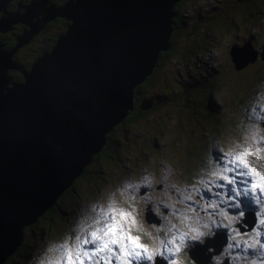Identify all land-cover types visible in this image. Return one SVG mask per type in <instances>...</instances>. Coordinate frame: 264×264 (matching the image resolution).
<instances>
[{
    "label": "rangeland",
    "instance_id": "rangeland-1",
    "mask_svg": "<svg viewBox=\"0 0 264 264\" xmlns=\"http://www.w3.org/2000/svg\"><path fill=\"white\" fill-rule=\"evenodd\" d=\"M20 1L27 7L33 2L16 0L17 3ZM258 1L264 5V0ZM253 3L235 0L186 2L181 14L188 20L187 28L195 25L192 28L195 30L174 45V54L163 57L165 65L158 72L163 83L153 84L148 91L150 94H162L160 86H163L168 96L163 94L160 108L145 121L119 127L117 124L121 121L114 124L110 129L114 143L106 157L96 160L91 156L83 166H87L86 173L81 176L82 172L79 173L76 181L73 179L75 186L72 195L74 202H77L71 212L76 218L70 221V217L67 220L61 217L60 222L54 218L59 225L54 233L50 230L45 234L38 226L32 231L24 229L20 241H25L26 255L22 256L24 260H18L22 263L17 264H38L40 260H44L45 264H70L68 251L72 252L75 264L81 261L83 264H125L119 258L123 256L119 244L110 245L112 251L106 249L97 253L98 241H92V232L106 230L115 221H120L118 232L136 237L138 243L152 253V259L159 254L157 264H199L189 252L191 244L197 242H202L208 248L200 264H264V225L260 223L264 219V191L251 188L252 183L259 179L258 175H244L248 169L233 162L235 156L243 153L246 147L253 152L250 147L260 144L262 148L259 153H253L246 159L256 173L264 174V63L258 59L260 54L264 56V18L260 19L252 13L249 15ZM44 6L50 9L62 7L51 4L50 0H45ZM1 10L0 18L4 13ZM245 11L246 18L242 19ZM226 16L242 19L239 21L241 27L232 32L235 24L232 21L231 24L224 22ZM63 18V15L54 14L30 36L29 42L18 45L15 59H11L26 62L16 68L19 71L22 69V75V71L32 67L33 62L30 66L29 62L33 58L36 60L49 54L52 47L50 50L46 48L52 42L53 46L55 41L48 34L55 32L59 36L67 30L49 24L52 20L60 21ZM18 23L22 25L21 32L31 28L21 21L12 22L10 28ZM245 23L247 25H243ZM207 25L209 33H205ZM196 27L199 33L205 34L203 44L196 43ZM250 33L254 34L252 38ZM18 36L15 37L16 43ZM189 39L195 42L193 51H189L191 46L181 49ZM231 40L236 46L230 45ZM239 54H243L242 57ZM232 56L237 59L233 60ZM252 61L254 65L249 64ZM209 65L216 75L213 86L216 92L210 91L208 96L213 97L221 110L214 116L205 117L200 114L196 100L201 101V94L207 88L196 87V76L208 72ZM7 69L11 70L12 67ZM8 75L9 80L20 84L18 77ZM165 79L167 84L164 83ZM187 79L193 83L190 87L196 92L193 102L189 97L194 95L192 89L183 86ZM257 84H261L259 91L252 88ZM140 103L148 109L151 106L142 100ZM257 105L260 108L256 113ZM207 133L216 136V142ZM236 133L238 139L234 137ZM114 136H120L121 140L117 141ZM202 137L206 140H201ZM204 141L208 142L207 145ZM208 151H213L214 164L210 155L205 159ZM230 162L232 165L228 169ZM230 169L238 177L226 181L231 194L220 195L218 192L222 184H218L219 178L223 180ZM214 180L218 181L212 186ZM229 181H234V185ZM129 184L131 187H128ZM245 189L248 191L245 192ZM234 190H238L239 195ZM214 191L221 199L225 197L222 205H213L209 200L207 195ZM71 200L67 203V199H64L67 204ZM230 208L235 210L231 214L227 213ZM147 211L152 214L151 220L145 216ZM120 212L130 214V218L121 220ZM235 214H245V217L236 222ZM227 230L232 232L230 236L233 238L228 246L224 233ZM196 234H199V239L193 240L191 237ZM180 236L185 237L183 241L179 239ZM174 237L176 248L180 247L168 257V252L174 251ZM85 240L90 243H84ZM123 242L130 243L127 239ZM86 246L90 249H86ZM84 251L91 253V259L83 255ZM136 251L142 252L139 248ZM185 253L190 260L184 257ZM146 255L142 252L139 259L135 256L126 259L129 264H146ZM13 258L9 256L7 262L11 263Z\"/></svg>",
    "mask_w": 264,
    "mask_h": 264
},
{
    "label": "water",
    "instance_id": "water-1",
    "mask_svg": "<svg viewBox=\"0 0 264 264\" xmlns=\"http://www.w3.org/2000/svg\"><path fill=\"white\" fill-rule=\"evenodd\" d=\"M8 1L0 0V30L17 21L31 28L16 47L3 50L0 41V264L19 244L23 225L54 203L132 110L133 88L171 45L178 0H67L56 9L32 0L10 12ZM54 14L71 20L67 30L22 71L24 81L9 80L7 68L20 67L11 59L18 45ZM207 249L194 243L190 256L200 264Z\"/></svg>",
    "mask_w": 264,
    "mask_h": 264
},
{
    "label": "trees",
    "instance_id": "trees-1",
    "mask_svg": "<svg viewBox=\"0 0 264 264\" xmlns=\"http://www.w3.org/2000/svg\"><path fill=\"white\" fill-rule=\"evenodd\" d=\"M188 1L189 0H178L175 3V5L173 7L174 15L172 17L174 29L172 31V34L170 35L171 45L166 50H164V49L160 50L158 59L156 61V66L154 67L153 71L150 74H148L142 82L138 83L135 86V88H133V99L135 101L134 108L131 110L129 115H126L121 120V122L117 124V127L124 126L128 123H133L135 121H145L146 118L153 113V111L160 108V104L163 101V94L166 97L168 96L167 91L163 88V86H160L162 94L161 93L150 94V93H148V91L153 86V84L161 85V83H163V81L161 80V78L158 75V72L165 65L163 57L171 56V54H174V53H172L174 51V49H173L174 45H176L177 42L179 43V41H182L186 37V34L190 36L191 31L195 30V29H192L193 27H195V25L187 28L188 20L184 17L183 14H181V8L184 7L186 2H188ZM243 1H250L252 3L254 2L252 10L248 12L249 15L252 13V14H255L256 16H259L258 18H260V19L264 18V5H261L258 0H235V2H240V3ZM64 2H66V0H50V3L53 5L62 6V4ZM17 7H19V5L16 2V0L8 1L7 9H9V12L17 9ZM51 7H54V6H51ZM246 9H248V8H246ZM1 14H2V12H0V16H1ZM246 14L247 13L245 11L242 19L246 18ZM242 19H236L234 16H226L224 18V22L227 21L229 24H231L230 23L231 21L234 22L235 26H234V29L232 30V32H235V31H237V29H239L241 27L239 21ZM69 23H70V21L68 19H65V18L61 19L60 21L52 20L49 22V24H52L53 27L57 26L58 28L61 27V29H67V26ZM243 25H247V23H245ZM206 27L208 28V30H206L205 33H209L210 28L208 27V25ZM21 30H22L21 23L13 24L12 28H8L4 31L0 30V41L4 45V47L10 48L12 46H15V44H16L15 37H16V35H21L23 33V32H21ZM250 34H252V36H251V38H252L254 36V34L253 33H250ZM48 35L50 36V38L53 41H55L56 37L58 36V33L56 34L55 32H50ZM227 40L229 41V38ZM200 42H202V43H200ZM204 42H205V34L199 33L197 31V27H196V43L197 44H203ZM52 43L48 45L46 50L51 49ZM180 44L182 45L181 42H180ZM194 44H195V42L191 41L189 39L187 44H185L181 49H186V48L191 46L189 48V51H193V49L195 48ZM230 45L236 46L233 40H231ZM37 50H38V48H37ZM261 50L262 49H260V52H261ZM43 51L44 50H42L41 52H43ZM3 53H5V52H3ZM258 59H260L262 61V63H264V56H261V54L258 57ZM33 60H34V58L29 62V66H30V63L33 62ZM16 62L19 66L26 64L25 61H21V62L16 61ZM259 63H260V61L258 62V64ZM249 64L254 65V62L252 61ZM211 67L212 66L209 65L210 70L208 72L201 73V74H198V76H196V87H206L207 88L201 94V97H202L201 101L199 102L196 100V102L199 105L200 114L205 116V117L214 116V115L218 114L221 110L220 107L218 106L219 104L213 99V97L211 95L208 96L210 91H212V93L216 92V89H214V87H213L214 83L216 81V77H215L216 75H214V73H212ZM263 71H264V69H263ZM8 73L10 75H12V77L13 76L18 77V79H20L21 81H23L25 79L24 76L20 73V71L17 70L16 68H12L11 70H8ZM185 76H188V75H185ZM167 82L168 81L165 79L164 83L167 84ZM189 82H191V81L189 79H187L183 86L185 88H191L192 89L194 95H191L189 97L191 100L190 102H193V100L196 99V92H195L194 88L190 87V84H193V83L192 82L189 83ZM260 85L261 84H257L256 86H253L252 88L256 89V91L257 90L259 91ZM212 93H210V94H212ZM136 99L139 101H136ZM141 100L144 101L145 104H147V106L151 105L150 108L148 109V108H145L146 106L141 105V103H140ZM186 101L188 102L189 99L187 98ZM162 106H165V105L162 104ZM149 111H151L149 114H145ZM113 127H112V129H113ZM111 130L107 131V133H106L107 140H106V143L104 144V146L100 150L94 152V154L92 155V158L94 157L96 160L104 159L106 157L107 151H109L113 147L112 143H114V142H113ZM242 133L244 134V131ZM207 135H208V133H207ZM261 135H262V133L260 132V136ZM209 137L213 142H214V140L216 142V139L214 138L216 136H209ZM234 137L236 139H238V133L234 134ZM114 138L117 141L121 140L120 136H114ZM201 140H206V139H205V137H202ZM235 140H233V141H235ZM205 143L207 145L208 142H205ZM234 144H235V142H234ZM250 148H252V150H253L252 154H253V153L257 152V149L261 150L262 146L260 144H257L255 146L250 147ZM246 149L248 150V147H246ZM208 152L209 153H207L206 156L204 155L205 159L210 155L211 160H212V158L214 157L213 151H212V153H210V151H208ZM212 161L214 164L215 159H213ZM86 171H87V166H85L83 168V171L79 176L85 174ZM78 178L79 177L75 178L74 180L76 181ZM74 180H72V182L66 188H64V190L61 192V194L58 196V198L55 199L54 203L51 206L46 208V210H44L43 213L40 214L36 218V220H34L31 224L25 226L22 229V231L24 229H26V231H32L35 228V226H38L40 230H43L45 232V234H47L48 231H50V230L54 233L56 231V229L59 228V225L56 224V222H54V218L57 219V222H60L61 217H63L66 220L70 217V219H71L70 221L74 220V217L76 218V216L71 212L72 206L75 207V204L77 202V201L74 202L73 195H72V192L74 191V186H75ZM65 198L67 199V203L69 202L70 199H72L71 203L70 204L65 203V201H64ZM67 225L68 224H66V226ZM24 244H25V241H23V243L21 242L19 245H17L18 247H16L15 251L11 255H9V256L14 257L12 259L11 263L7 262L8 261L7 259L9 258V256H8L6 258L4 264L22 263V261H18V260L23 259L22 256L26 255V249L24 247ZM185 257L188 260H190L188 254H185Z\"/></svg>",
    "mask_w": 264,
    "mask_h": 264
},
{
    "label": "snow or ice",
    "instance_id": "snow-or-ice-1",
    "mask_svg": "<svg viewBox=\"0 0 264 264\" xmlns=\"http://www.w3.org/2000/svg\"><path fill=\"white\" fill-rule=\"evenodd\" d=\"M260 149H257V153H259ZM252 152L250 150H245L243 153L235 156L234 163L238 162V166H242L246 169H248L247 172L243 173L244 175L248 176H254L258 175L259 179L252 183L251 188L255 190L256 188H259L261 191H264V174H258L256 173V170L254 168H250L247 157L251 156ZM224 179H228V177H224ZM230 183L234 181H229ZM236 191V195H239L238 190ZM248 190L245 189V192ZM119 216L121 217V220L130 218V214L120 212ZM132 223H135L134 220L131 221ZM262 225H264V219L260 221ZM120 228V221H115L113 224H110L106 230L99 229L97 231H94L91 233L92 241H99L100 243L97 245L95 251L97 253L102 252L104 250L112 251L110 248V245H120V251L123 253V256L119 257L120 259L124 260L125 264H129V261L126 259L127 257L135 256L137 259L140 258L142 252L146 253V258L148 260L152 259V253L148 252L147 248H145L142 244L138 243V240L136 237L130 236L127 233H119L118 229ZM100 232H103V235H100ZM127 239L130 243H124L123 241ZM84 243H90V241L85 240ZM139 248L142 250V252L136 251V249ZM80 249H77V253H79ZM169 251H172V249H169ZM69 257L70 264H75L74 261H72V252L68 251L67 253ZM83 255L85 257H88L91 259V255L89 252L84 251ZM80 264H83V261L80 262Z\"/></svg>",
    "mask_w": 264,
    "mask_h": 264
},
{
    "label": "flooded vegetation",
    "instance_id": "flooded-vegetation-1",
    "mask_svg": "<svg viewBox=\"0 0 264 264\" xmlns=\"http://www.w3.org/2000/svg\"><path fill=\"white\" fill-rule=\"evenodd\" d=\"M23 3L20 1L19 3H18V5L19 6H21ZM182 26V25H181ZM16 45V44H15ZM2 47H3V50H5V48H4V45L2 44ZM14 46H12V47H10V48H13ZM9 48V49H10ZM17 50V49H16ZM6 53V52H5ZM15 53H16V51L13 53V56H12V58H14L15 59ZM15 64H17V62H15ZM18 65V64H17ZM19 66V65H18ZM20 68V67H19ZM18 70V69H17ZM215 181H218V180H214L213 182H212V185H213V183L215 182ZM219 183L218 184H222L221 186H222V188L221 189H219V194L221 195L222 193H225L227 196H229L231 193H230V191H229V189L228 188H230V186L227 184V182L226 181H224V180H222V178L220 177L219 178V181H218ZM217 186V185H216ZM216 186H214V188H216ZM232 186H233V184H232ZM215 192L216 191H214L213 193H211V200H212V204L213 205H222L223 203H224V201H225V197H222V199L220 198V196H217V195H215ZM215 199H219V200H217V203L215 204ZM234 199H236V198H234ZM243 206V205H242ZM241 206V207H242ZM235 210L234 209H232V208H230L228 211H227V213H233ZM146 213V212H145ZM241 217L239 216V217H237L236 218V222L237 221H241ZM170 237H171V235H170ZM162 239L160 238V241H161ZM158 255L159 254H156L154 257H153V259H152V261L150 262V264H152L153 263V261L156 259V257H158ZM186 258V257H185Z\"/></svg>",
    "mask_w": 264,
    "mask_h": 264
},
{
    "label": "clouds",
    "instance_id": "clouds-1",
    "mask_svg": "<svg viewBox=\"0 0 264 264\" xmlns=\"http://www.w3.org/2000/svg\"><path fill=\"white\" fill-rule=\"evenodd\" d=\"M128 187H131V185L129 184ZM192 231L195 232L196 230L193 228ZM184 238H185L184 236H180V237H179V239H180L181 241H183ZM191 238H192L193 240L199 239V234L193 235ZM172 243H173V244L176 243V238H175V237L173 238ZM179 247H180V246H177V248H176L175 250L178 251V250H179ZM38 264H45V261H44V260H40V261H38ZM173 264H175V262H173Z\"/></svg>",
    "mask_w": 264,
    "mask_h": 264
},
{
    "label": "bare ground",
    "instance_id": "bare-ground-1",
    "mask_svg": "<svg viewBox=\"0 0 264 264\" xmlns=\"http://www.w3.org/2000/svg\"><path fill=\"white\" fill-rule=\"evenodd\" d=\"M239 55H240V57H242L243 54H239ZM29 224H31V223H29ZM29 224H27V225H29ZM25 225H26V224H24L23 227L21 228V232H23L22 229L25 227ZM27 225H26V226H27ZM215 241H216V240H215ZM20 242H21V241H20ZM20 242H19V243H20ZM15 249H16V248H15ZM15 249L13 250V252L15 251ZM13 252H11V253H13ZM11 253H10V254H11ZM192 253H193V255H195V256L197 257V249L193 250ZM10 254H9V255H10ZM9 255H8V256H9ZM8 256H7V257H8ZM7 257H6V258H7ZM6 258L3 260V262H2L1 264H4Z\"/></svg>",
    "mask_w": 264,
    "mask_h": 264
}]
</instances>
